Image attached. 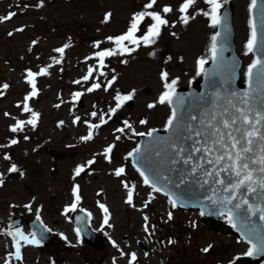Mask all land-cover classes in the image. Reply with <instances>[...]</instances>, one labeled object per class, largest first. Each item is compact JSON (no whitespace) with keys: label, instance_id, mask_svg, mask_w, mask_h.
<instances>
[{"label":"rangeland","instance_id":"374dc122","mask_svg":"<svg viewBox=\"0 0 264 264\" xmlns=\"http://www.w3.org/2000/svg\"><path fill=\"white\" fill-rule=\"evenodd\" d=\"M227 1L233 5L234 43L243 61L240 74L243 81L246 67L252 62V55L246 54L245 47L250 38L248 8L251 0H221L222 5ZM148 2L0 0V16L16 13L12 19L0 22V146H3L0 147V178L3 179L0 185V264L6 258L4 252H15L13 237L8 233L18 228L25 235L30 234L27 222L37 215L51 229L49 240L40 245H24L21 241L22 259L11 256L10 264H118L117 254H127L133 249L141 251L138 244H145L143 213L147 211L144 206L147 201H151L149 208L154 207L161 221L167 223L165 213L171 212L169 202L158 193H152L128 163V153L136 147L138 135L125 127V121L137 133L164 128L170 115L168 105L147 107L164 91L161 72L169 73V82L178 78L176 88L199 78L197 60H209L215 28L210 27L209 18L202 14L210 9L204 0H197L189 9L188 15L195 18L187 25L180 19L179 7L183 0H157L150 10L144 8ZM165 5L171 6L173 11L163 13ZM141 11L161 12L169 24L162 27L155 44H141L134 52L106 57L105 67L101 69L94 54L115 48L108 37L126 33L133 15ZM106 13H111L107 22ZM151 23V18L146 17L137 37L143 36ZM20 28L23 31H17ZM97 42L99 47H96ZM66 44L69 47L65 49L62 62L56 64L54 60L61 59V55L54 50ZM128 47L136 46L128 44ZM49 65V75L36 78L39 94L28 101L29 107L40 114L36 127L25 124L22 131L12 132L10 129L18 120L31 118L30 112L23 111L24 98L32 90L27 83V71L38 72ZM89 67L96 70L92 78L84 81L82 78ZM101 71L105 75L101 76ZM113 77L115 82L105 91ZM77 80L81 83H74ZM93 83L101 87L88 92ZM4 84L9 87L3 89ZM133 91L132 100L114 114L110 112L116 107L117 92L127 95ZM76 92L83 95L73 100ZM57 104L60 106L56 107ZM94 111L96 117L91 115ZM77 116L80 121L74 124ZM101 116L108 122L93 130L92 140L83 141L81 137L89 132L85 121L99 124ZM141 120L148 123L141 124ZM119 128H125V132L116 131ZM12 139L18 143L12 145ZM110 145L113 149L109 159L104 152ZM47 148L65 155L53 162L45 152ZM5 155L10 159L6 160ZM93 159L95 163L87 165V161ZM12 164L16 165L17 172L9 171ZM81 165L85 166V171L75 176V169ZM120 167L125 168V173L117 177L115 170ZM125 183L130 187L135 185L131 205L126 203ZM76 185L81 197L77 208L92 215L91 226L100 233L103 242L99 250L78 237L75 226L69 221L70 212L65 213V208L75 201L73 188ZM100 204L109 210L111 227L102 226ZM15 219L22 221L20 227L10 226ZM168 224L172 232L177 231L175 225L182 229L183 245L178 243L168 250V253L186 254L181 264L204 262V258L196 255L200 254L197 248L202 251L211 243V254L220 256L247 250L246 245L215 233L208 224L202 225L196 212L174 211L173 220ZM121 256L119 264H125V255Z\"/></svg>","mask_w":264,"mask_h":264},{"label":"snow or ice","instance_id":"6c2138e0","mask_svg":"<svg viewBox=\"0 0 264 264\" xmlns=\"http://www.w3.org/2000/svg\"><path fill=\"white\" fill-rule=\"evenodd\" d=\"M196 2L197 0H183V3L179 7V12L182 14L180 19L185 25L189 23L190 19L195 18L194 16H189L188 11ZM204 2L210 6L209 11L202 12L204 16L209 18L210 27L223 26L220 15V9L223 7L221 0H204ZM156 4L157 0H149L144 5V8L150 10ZM256 4L257 0H252L250 10L255 8ZM172 11L173 8L169 5H165L162 9L163 13H170ZM15 15V12H10L6 16H0V22L10 20ZM110 17L111 13H106L105 22ZM146 17L151 18L152 23L148 26L143 36L137 37L136 33L140 31V26ZM168 24L169 21L164 18L161 12L141 11L135 13L126 33L117 37H108L110 41L114 42L116 47L101 50L94 54L98 60L99 67L101 69L105 67L104 61L106 57L134 52L141 44L144 46L155 44L157 38L161 35L162 27ZM17 31H23V29L20 28ZM9 35H12V33H9ZM220 36L221 32L219 31L211 36L209 48L211 60L217 63L223 60L222 50L218 48V38ZM128 44L135 45L136 47L130 48ZM67 47L69 45L66 44L54 50L61 55V59L54 60L56 64L62 62V57ZM96 47H99V42H97ZM245 47L247 50L246 54L253 52L257 47V28L255 23L251 24V35ZM124 62L126 63V61ZM207 62L204 58L197 60V75L203 72L204 65ZM49 67L51 65L42 67L38 72L27 71V83L31 86L32 90L24 98L23 111L30 112L31 118L27 121L18 120L11 127L10 130L12 132L22 131L25 124L31 125L33 128L36 127L40 114L29 107L28 101L39 94L36 78L38 76L49 75ZM95 70L93 67H89L87 74L82 79L88 81L92 78ZM100 75L103 76L105 73L101 71ZM246 76L249 82L248 91L242 93L233 91L227 95H221L217 92L211 101L212 108L210 110H205L199 115H189L186 122L180 111L186 98L178 96L176 92L178 78L172 79L169 82V73L162 71L161 80L163 81L164 91L159 95L156 102L148 104L147 107L152 109L157 104L168 105L170 107V115L165 124V130L170 135L167 139L155 137L154 133L157 131L156 129H151L147 133H137L127 121H125V127L132 131L133 135L152 137L154 146L156 144L160 145L154 151H142L138 146L128 153V156L133 158L134 166L139 165L136 166V171L143 178L144 185L148 186L152 193H162L167 196L171 207L176 208L179 202L178 198L168 189V186L174 184L176 187H179L180 184L187 183L189 177L199 175L198 182L201 187L205 185L211 186V195L205 198L208 201V209H202L201 215L212 214L215 211L219 215L225 216L228 223L233 227H237L240 224L245 229L243 231L245 238L251 244L246 255L252 256L257 253L264 255V236L258 237L256 229L250 226L251 218L257 215L260 221H264V58L258 56L254 59L247 69ZM254 76L257 82V87L255 88L252 87ZM114 82L115 77L108 81L105 91L111 88ZM74 83L79 84L81 81L77 80ZM8 87L9 85L7 84L2 86L3 89H7ZM100 87L101 84L93 83L87 91L92 92ZM82 95L83 93L81 92L74 93L73 100H77ZM133 96L134 91L127 95H121L117 92L114 97L116 107L111 108L110 112L114 114L125 102L132 100ZM55 106L59 107L60 105L57 104ZM5 115L7 116L8 113H5ZM91 115L92 117H96L97 113L94 111ZM79 121L80 117L77 116L73 123L75 124ZM107 122L103 116L100 117L99 124L85 121L89 132L86 136L81 137V139L83 141L92 140L93 130L100 128L102 124H106ZM60 123L62 124L63 122L61 121ZM140 123L146 124L148 121L141 120ZM116 131L124 133L125 128H119ZM116 139L119 140L120 137L117 136ZM17 143L16 139L11 140L12 145ZM112 149V145L105 149L104 155L106 158L110 159L109 154L112 152ZM150 156L158 158L155 167H149L145 163L149 160ZM4 158L6 160L10 159L7 155ZM94 163V159L87 161V165L89 166ZM181 164L189 169L187 173L180 172V169L176 167ZM165 165L171 166L168 169L170 172H180L178 181H173L170 176L159 171ZM9 171L17 172L18 169L15 164H12ZM84 171L85 166H78L75 169V176H79ZM124 173V167L115 170L117 177L122 176ZM2 184L3 179L0 178V185ZM124 187L127 189L126 203L131 205L133 204L135 185L130 187L125 183ZM79 193V185H76L73 188L75 201L65 208V213L76 210L81 199ZM254 195L257 196V202H252L251 200ZM150 202V200L147 201L144 206L147 207ZM181 206L183 205L181 204ZM99 207L105 214L103 223L111 227L109 224L110 214L108 208L104 204H100ZM172 218V212H169L168 220ZM39 219L40 217L37 215V220ZM144 219L147 221L148 217L145 216ZM44 231H51V229L44 228L41 230L39 238L36 231L28 235H25L18 228L15 231L9 232L8 235L13 237L15 247V252L9 253V256H14L16 260H21V241L24 245H40ZM76 231L77 235H79L80 229ZM145 231H148L147 224L145 225ZM257 238L258 243H253V240ZM112 243L114 246H117L115 241ZM169 243H173V241H169ZM208 250V248L203 249L205 252ZM121 255H125V253L121 252ZM136 260V254L131 253L129 264H135ZM5 264H10V260L6 259Z\"/></svg>","mask_w":264,"mask_h":264},{"label":"water","instance_id":"95a60500","mask_svg":"<svg viewBox=\"0 0 264 264\" xmlns=\"http://www.w3.org/2000/svg\"><path fill=\"white\" fill-rule=\"evenodd\" d=\"M249 13L251 24L255 23L257 28V47L251 53L253 54L254 59L258 56L264 58V0H257L256 7L249 10ZM220 15L223 21V26H218L216 32H221V36L218 38V48L222 50V62L217 63L212 60L208 61L204 65L201 78L197 81L191 82L187 87H179L176 89L178 96L186 98L184 105L181 106L180 109L186 122L189 115H199L205 110H210L212 108L211 101L214 99L217 92L221 95H227L233 91L242 93L249 90V82L246 75L245 80L240 83L242 60L236 54L234 28L232 25L233 5L231 1H228L221 8ZM252 87H257L255 76L253 77ZM156 130L157 131L154 133L155 137L167 139L170 135L165 128L164 130ZM138 140V146L142 151H154L156 148L160 147L159 144L154 146L153 138L148 137L147 135L139 136ZM45 152L53 162L59 161L65 155L52 148H47ZM157 159L158 158L154 156H150L149 160L145 163L149 167H155ZM129 162L134 166L132 157H129ZM136 166L139 165L137 164ZM136 166L134 167L136 168ZM170 167V165H165L162 169H159V171L170 176L173 181H178L180 172L187 173L189 171V169L182 164L176 166L180 169V172H170L168 171ZM198 181L199 175L196 177H189L188 182L180 184L179 187H176L174 184L168 186V189L174 193L176 198H178L179 202L176 208L199 211L201 216L200 222L202 225L208 224L209 229L214 232H222L227 236L236 237L238 242H244L248 244L250 248L251 244L243 234L245 229L240 224H238L237 227H233L228 223L225 216H221L215 211H213L212 214L201 215L202 209H208V201L205 198L208 195H211V186L205 185L201 187ZM251 200L252 202H257V196L254 195ZM181 204L183 206H181ZM89 219L90 216L81 210L72 211L70 215V221L74 223L77 229H80L79 235L82 239L88 245L92 246L94 250H99L103 246V242L99 235L90 228ZM19 224L20 223L16 221L12 225L17 226ZM250 226L256 229L258 237L264 236V221H260L258 215L251 218ZM30 228L31 232H37L39 238L41 230L45 227L41 222L33 221L30 223ZM50 235V231H44L43 239L40 244L46 243L49 240ZM253 243H258V238L253 240ZM230 264H264V255L257 253L252 256L246 254L237 256Z\"/></svg>","mask_w":264,"mask_h":264},{"label":"flooded vegetation","instance_id":"af4514ba","mask_svg":"<svg viewBox=\"0 0 264 264\" xmlns=\"http://www.w3.org/2000/svg\"><path fill=\"white\" fill-rule=\"evenodd\" d=\"M147 211L143 213V218L145 216L148 217V220L145 221V224L148 226V231L146 232L145 229L143 231L144 233V239H145V244H138V247L141 248V251H136L135 249L129 251L127 254H125V263L129 264L130 260V254L135 253L137 260L135 264H181V261L185 258L186 254H174L172 252L168 253L169 248H174L180 243L183 245V240H182V229H178L177 226H179L177 223L174 226V228L177 230L176 232H172L171 228H168L167 225L168 222H171V220H165L167 223L164 224L161 221V216H157V213L155 211V208L150 207L149 208V203L148 206L146 207ZM157 209H159L157 207ZM175 210L171 209L172 216L173 212ZM150 212V213H149ZM178 212V211H177ZM168 213H165V216H167ZM152 218H155L157 221H153ZM145 220V219H144ZM207 227V226H203ZM192 228V227H191ZM209 231V230H208ZM211 232V231H209ZM166 233V234H165ZM213 233V232H211ZM217 233V232H215ZM213 233V234H215ZM222 233V232H219ZM223 234V233H222ZM222 234H216L218 236H221ZM223 236V235H222ZM228 239H231L232 237H226ZM196 239V238H195ZM235 240V238H232ZM169 241H173V243H169ZM239 244V243H238ZM243 244V243H240ZM213 243L207 244V246L203 247L202 249L208 248L209 250L207 252L205 251H200L199 247L197 248L198 253L196 254L200 258H204V262L201 264H229V262L237 255H242L243 253L239 254H223V256L217 255V254H211L212 249H213ZM175 251L177 249L175 248ZM202 253V254H201ZM245 253V252H244ZM194 255V254H192ZM121 254H117L116 257V262L119 264L121 260ZM96 263L98 261H95ZM195 264V262H193Z\"/></svg>","mask_w":264,"mask_h":264}]
</instances>
